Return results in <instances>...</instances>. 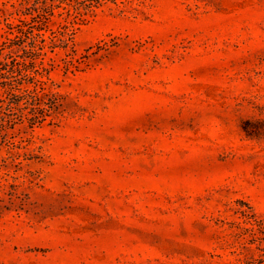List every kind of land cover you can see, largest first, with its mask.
Masks as SVG:
<instances>
[{
	"label": "rangeland",
	"instance_id": "obj_1",
	"mask_svg": "<svg viewBox=\"0 0 264 264\" xmlns=\"http://www.w3.org/2000/svg\"><path fill=\"white\" fill-rule=\"evenodd\" d=\"M89 3L0 0V264H264V0Z\"/></svg>",
	"mask_w": 264,
	"mask_h": 264
},
{
	"label": "trees",
	"instance_id": "obj_2",
	"mask_svg": "<svg viewBox=\"0 0 264 264\" xmlns=\"http://www.w3.org/2000/svg\"><path fill=\"white\" fill-rule=\"evenodd\" d=\"M89 1L91 3H89V5L87 6L88 10H91L93 7H95L96 5H98L100 3V0H86ZM35 121V120H33Z\"/></svg>",
	"mask_w": 264,
	"mask_h": 264
}]
</instances>
